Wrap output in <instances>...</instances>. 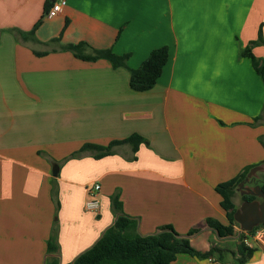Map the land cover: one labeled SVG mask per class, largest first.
I'll return each instance as SVG.
<instances>
[{
	"label": "crops",
	"instance_id": "1",
	"mask_svg": "<svg viewBox=\"0 0 264 264\" xmlns=\"http://www.w3.org/2000/svg\"><path fill=\"white\" fill-rule=\"evenodd\" d=\"M51 1L0 0V264L71 263L112 224L115 191L140 234L196 227L195 249H220L171 264H237L239 227L220 236L205 218L227 224L215 185L264 164V83L240 55L251 46L264 58V43L251 45L259 27L264 40V0H65L47 17ZM39 19L34 40L17 32ZM80 41L127 53V67L60 48ZM160 46L168 59L156 83L133 90L128 68ZM132 133L147 140L134 153L123 143L100 158L69 156ZM93 182L98 212L84 208ZM54 228L58 249L48 253ZM243 239L253 248L244 264H264V224Z\"/></svg>",
	"mask_w": 264,
	"mask_h": 264
},
{
	"label": "trees",
	"instance_id": "2",
	"mask_svg": "<svg viewBox=\"0 0 264 264\" xmlns=\"http://www.w3.org/2000/svg\"><path fill=\"white\" fill-rule=\"evenodd\" d=\"M50 3L45 4L47 10ZM40 23V19L29 31H17L24 39L34 40L35 28ZM264 43L261 27L258 29L257 37L251 45ZM63 50H69L74 56L92 61L98 58L107 59L113 67L125 66L128 54L118 55L110 49H93L83 41L69 43L60 46ZM36 54H45L35 51ZM240 55L250 59L251 65L264 83V58H257L251 51V46H246L240 50ZM168 59V49L166 46H160L150 51L148 56L136 68H128L130 72L129 84L135 91H145L150 89L160 76L163 66ZM262 111L264 113V102ZM127 143L130 145L133 153L137 150L140 143H147V140L138 133H132L123 139H114L106 145H100L92 142H84L77 150L70 153V157H78L83 152L89 151L95 158H100L113 153V147L118 144ZM264 146V142L261 140ZM134 158V156H132ZM253 165H247L234 177L221 181L215 185V190L220 194V205L225 210L228 223L222 224L214 217H206L205 223L220 236L232 235L235 232L234 226L239 227L233 219V213L236 209L232 198L236 193V187L248 170ZM261 178L256 182L260 184L264 191V172H261ZM55 188L53 178V189ZM111 209L115 213V218L100 235V237L87 249L79 253L69 264H171L178 253H187L199 258L208 257L213 252L220 249L211 246L206 251L195 249L189 240V235L196 232V227L190 228L186 233H178L170 224L160 225L155 232L149 234H140L137 230L136 219L122 212L121 201L118 198V191L109 196ZM252 195H240V201L251 200ZM264 223L254 226L250 231H240L238 234L239 243L236 251H233L237 264H244L247 261L253 248L244 243L245 233H251ZM58 249L56 243V229L50 234L47 243V252L55 253ZM44 264H59L58 258L47 257Z\"/></svg>",
	"mask_w": 264,
	"mask_h": 264
},
{
	"label": "water",
	"instance_id": "3",
	"mask_svg": "<svg viewBox=\"0 0 264 264\" xmlns=\"http://www.w3.org/2000/svg\"><path fill=\"white\" fill-rule=\"evenodd\" d=\"M264 171V164L251 167L245 177L239 181L236 190L240 195H252L251 200L244 199L236 207L233 219L238 223L241 231H250L254 226L264 223V191L256 182L258 173ZM52 175L56 176L58 166H53Z\"/></svg>",
	"mask_w": 264,
	"mask_h": 264
},
{
	"label": "built area",
	"instance_id": "4",
	"mask_svg": "<svg viewBox=\"0 0 264 264\" xmlns=\"http://www.w3.org/2000/svg\"><path fill=\"white\" fill-rule=\"evenodd\" d=\"M65 5V0H53L45 11L47 17H53L56 14L60 13L63 6ZM86 198L84 201L85 210L91 212H98L100 208L99 203V192L100 184L98 182L90 183L86 186Z\"/></svg>",
	"mask_w": 264,
	"mask_h": 264
},
{
	"label": "rangeland",
	"instance_id": "5",
	"mask_svg": "<svg viewBox=\"0 0 264 264\" xmlns=\"http://www.w3.org/2000/svg\"><path fill=\"white\" fill-rule=\"evenodd\" d=\"M239 204H240V197L239 195H237V203L235 205L238 206Z\"/></svg>",
	"mask_w": 264,
	"mask_h": 264
},
{
	"label": "flooded vegetation",
	"instance_id": "6",
	"mask_svg": "<svg viewBox=\"0 0 264 264\" xmlns=\"http://www.w3.org/2000/svg\"><path fill=\"white\" fill-rule=\"evenodd\" d=\"M255 198V197H254Z\"/></svg>",
	"mask_w": 264,
	"mask_h": 264
}]
</instances>
